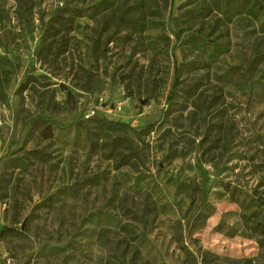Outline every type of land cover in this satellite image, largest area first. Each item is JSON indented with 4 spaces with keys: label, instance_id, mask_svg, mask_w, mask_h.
<instances>
[{
    "label": "rangeland",
    "instance_id": "obj_1",
    "mask_svg": "<svg viewBox=\"0 0 264 264\" xmlns=\"http://www.w3.org/2000/svg\"><path fill=\"white\" fill-rule=\"evenodd\" d=\"M98 1L0 0V225L18 229L0 264H264L257 19L112 0L47 30L56 9ZM93 114L135 126L121 136L139 157L109 137L88 149L77 123Z\"/></svg>",
    "mask_w": 264,
    "mask_h": 264
},
{
    "label": "trees",
    "instance_id": "obj_2",
    "mask_svg": "<svg viewBox=\"0 0 264 264\" xmlns=\"http://www.w3.org/2000/svg\"><path fill=\"white\" fill-rule=\"evenodd\" d=\"M211 2L221 11L227 20H231L235 15L249 14L257 19L262 31H264V2L262 0H211ZM113 5L114 2L112 0H99L88 7L65 5L54 11L49 23L47 24V30L55 33L71 31L74 29L76 19L78 17L84 16L89 10H91L93 14L99 15L110 9ZM195 11H198V9H195ZM29 78L30 77H27L20 84L19 92H22L28 88ZM178 80L179 79L177 77L175 86L179 83ZM77 124V130H79L80 126L84 132V145L90 150H97L103 146L101 143L103 138H111L110 142L113 145V151H111L112 155L115 152L116 145L118 143H122L123 141L126 142L125 146L128 149H132L129 140L121 136V134L128 132L140 134V131H138L135 126H132L128 122L110 119L98 114L90 115L88 119H84ZM131 153L139 157L133 149ZM128 162H130V156H128V154H123L116 166L120 167ZM231 195L242 205L247 204L254 198L251 195H246L243 199H241V196L234 191L231 192ZM262 200V203H264V199ZM262 230L264 233V227ZM17 231L18 229L15 227L0 225V238Z\"/></svg>",
    "mask_w": 264,
    "mask_h": 264
},
{
    "label": "built area",
    "instance_id": "obj_3",
    "mask_svg": "<svg viewBox=\"0 0 264 264\" xmlns=\"http://www.w3.org/2000/svg\"><path fill=\"white\" fill-rule=\"evenodd\" d=\"M87 116H90V115H87Z\"/></svg>",
    "mask_w": 264,
    "mask_h": 264
}]
</instances>
